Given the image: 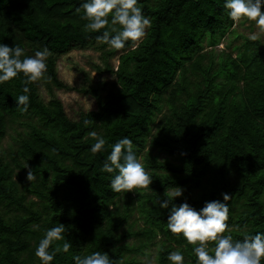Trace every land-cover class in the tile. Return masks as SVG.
Instances as JSON below:
<instances>
[{
	"label": "trees",
	"instance_id": "obj_1",
	"mask_svg": "<svg viewBox=\"0 0 264 264\" xmlns=\"http://www.w3.org/2000/svg\"><path fill=\"white\" fill-rule=\"evenodd\" d=\"M81 3L0 0V43L19 45L23 55L49 49L43 78L19 73L0 82V264H40L36 245L58 223L64 231L50 245V264H75L73 256L93 251L107 252L114 264H137L136 253L153 244L156 264H169L173 250L195 264L194 245L167 229L168 210L154 204L177 185L183 194L175 203L197 210L228 193L226 233L234 238L264 231V37L243 35L227 44L230 51L215 52L233 24L224 0H138L151 21L146 35L113 49L97 42L103 29L83 30ZM204 40L213 48L204 50ZM90 47L101 51L103 64L93 65L100 78L86 74V83L69 85L59 77L60 57ZM54 89L88 94L94 104L70 116ZM20 94L29 96L26 111L16 106ZM15 117L27 130L5 147ZM93 131L105 139L95 154ZM125 136L153 180L114 192V173L102 166ZM154 149L179 162L160 159Z\"/></svg>",
	"mask_w": 264,
	"mask_h": 264
},
{
	"label": "clouds",
	"instance_id": "obj_2",
	"mask_svg": "<svg viewBox=\"0 0 264 264\" xmlns=\"http://www.w3.org/2000/svg\"><path fill=\"white\" fill-rule=\"evenodd\" d=\"M227 16L234 22L241 18L254 21L261 32H264V0H224ZM83 9L82 19L87 23L83 25L85 32H98L96 36L99 43H105L113 49H120L128 41H138L146 35L151 21L144 15L138 6V0H83L76 12ZM110 16V19H109ZM107 26V27H105ZM249 39L256 40L255 33ZM24 50L14 44L9 46L0 43V82L8 81L23 73L30 81H37L44 77L46 72V58L49 49L45 46L38 49L33 55H23ZM28 89H24L27 93ZM16 106L26 111L29 96L20 94L15 97ZM86 125L88 121L84 122ZM96 138L90 146L95 154L101 151L105 139L95 131L89 133ZM103 170L114 173L111 178V189L114 192L131 191L147 187L152 183V173L147 170L136 151L133 142L127 136L117 140L108 153ZM27 179H33L31 168H28ZM183 188L176 186L166 189L164 198L154 201L162 209L168 210L166 227L169 231L182 234L183 238L194 245L192 252L195 255V264H262L264 262V231H257L253 235H245L236 239L226 233L229 220L230 199L228 193H222L223 200L214 199L205 201L199 210L187 202L175 203L177 197L182 196ZM64 224L49 228L38 241L35 255L40 264H50L54 253L49 251L54 240L61 238ZM209 242H214L209 247ZM69 245L64 244L67 251ZM75 264H114L107 252L93 251L90 254L73 256ZM169 264H185L184 253L173 250L167 254Z\"/></svg>",
	"mask_w": 264,
	"mask_h": 264
},
{
	"label": "rangeland",
	"instance_id": "obj_3",
	"mask_svg": "<svg viewBox=\"0 0 264 264\" xmlns=\"http://www.w3.org/2000/svg\"><path fill=\"white\" fill-rule=\"evenodd\" d=\"M255 33L257 36L264 37V32H261L254 21L248 20L247 18H241L239 21L234 22L232 26L228 27L224 37L217 45L213 46L215 52L224 50L230 51V47L227 44H235L241 40V36L250 35ZM239 35V36H237ZM239 38V39H238ZM204 50H210L213 48L208 45L207 41H203ZM101 51L95 48L86 49H71L64 55H62L58 61V73L59 77L64 80L69 85H79L86 83L84 79L86 74L90 75L92 79H99V73L96 69H93L94 64H103L100 57ZM115 65H118L117 57L113 59ZM85 72V75H84ZM101 78H106L104 75ZM107 79H112V76H108ZM41 94L45 100H49L51 95L49 91L42 88ZM54 94L56 97L60 98L63 103L67 113L70 116H76L80 110H86L93 106L94 100L88 94L80 93L76 90H66V89H54ZM162 113L156 115V122H158ZM27 130V126L23 122V118H16L14 121L9 123L7 134L2 140L3 146L14 142V138L18 137L19 133H24ZM156 130L155 127L152 128V132ZM150 149V146L147 147ZM152 153L158 155L160 159H168L174 162H179V158L171 156L164 151H159L158 149L152 150ZM139 159L144 164L143 158L140 156ZM149 170L148 168H146ZM147 190V189H146ZM135 218L139 219V214L135 213ZM139 224H142L141 219L138 220ZM159 240V237H157ZM157 244L150 245L145 248L144 253L137 252L135 257L138 260L137 264H156L157 255Z\"/></svg>",
	"mask_w": 264,
	"mask_h": 264
}]
</instances>
